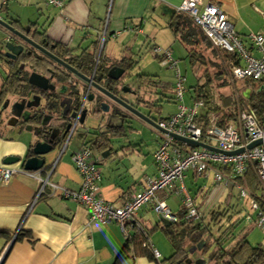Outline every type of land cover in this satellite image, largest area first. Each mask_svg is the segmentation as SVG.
Returning <instances> with one entry per match:
<instances>
[{
	"label": "crops",
	"instance_id": "1",
	"mask_svg": "<svg viewBox=\"0 0 264 264\" xmlns=\"http://www.w3.org/2000/svg\"><path fill=\"white\" fill-rule=\"evenodd\" d=\"M16 1L21 7L28 5L35 10V15L39 18L33 23H36L38 31L44 32L41 38L57 47L76 55H83L86 51L93 57L98 53L103 37L100 54L106 63L124 59L133 66L140 67L138 75H143L161 87L172 85L173 88L175 77L173 83L152 79V76L142 72L143 67L152 64L151 59L148 63L142 62L148 53L160 65L170 67L159 55L153 53V48L159 46L169 49L173 56L174 45L170 35L174 40L176 38L168 23L182 0H66L61 9L47 6L43 0ZM205 1L218 5L239 34L264 33V0ZM3 19L7 22L17 20L23 26L31 23L23 24L20 18L11 19L7 12ZM252 53L257 55L253 49ZM180 73L182 74L181 71ZM156 91V95L160 96L159 90ZM189 92L192 103L193 95L191 90ZM156 95L153 104L158 101ZM172 100L175 101L174 98ZM183 103L185 104L184 99ZM174 112L165 114L160 119ZM86 120L88 125L85 122L82 125L85 126L86 133L82 146L96 140V134L101 132L102 127L95 123L93 117H87ZM127 129H130L129 126ZM127 131L121 123L119 128L107 130L105 138L113 146L106 158H102L100 152L92 151L99 158L97 166L101 173L100 195L114 206H121L129 194L144 189L146 180L156 175L153 153L164 139L163 134L160 135L161 140L146 156L138 142L134 138L130 139ZM34 141L35 138L30 133L20 131V128L0 126V166H7L3 160L8 156L22 159L30 152ZM210 145L214 146V143ZM66 151L55 164L50 180L67 189L77 190L80 187V177L71 160L74 152ZM45 157L41 177H46V173L52 169L56 152ZM9 166L18 169V172L7 183L0 181V264H164L160 251L166 253L167 249L163 243H157L159 246H156L154 240L157 230L162 231L160 227L168 223L158 215L153 216L151 205L140 208L135 218L138 225L146 231L147 241L159 252L158 260L148 256L150 252L142 245L141 236L134 230H131L132 238L127 240L117 224L90 221L87 207L76 201L47 195L46 190L33 203L39 188L38 181L22 171L20 162ZM209 173L200 176L189 170L184 173L183 178L185 187L187 184L184 179L190 182L186 188L194 203L205 213L211 211V206L203 205L209 189L206 190L204 185L200 186L198 179L208 177ZM176 188L177 184H174L164 191L172 194L176 192ZM165 192L159 193L162 199Z\"/></svg>",
	"mask_w": 264,
	"mask_h": 264
},
{
	"label": "built area",
	"instance_id": "2",
	"mask_svg": "<svg viewBox=\"0 0 264 264\" xmlns=\"http://www.w3.org/2000/svg\"><path fill=\"white\" fill-rule=\"evenodd\" d=\"M10 1L0 0V21H4L2 13L7 9ZM43 2L47 6L61 9L66 0H43ZM176 10L187 15L213 47L238 57L240 64L233 66L230 72L232 82L250 79L260 83L264 89V33L239 34L220 7L205 0H182ZM103 42L102 37L97 56H100ZM250 47L257 55L252 53ZM153 53L165 60L174 71L173 92L177 103V109L173 114L156 120L158 129L163 131L160 132L164 137L153 153L156 175L146 180L144 189L129 194L121 206H114L100 195L101 173L97 166L99 158L93 155L89 145H84L71 156L73 166L80 177L79 189L70 190L52 182L50 176L53 168L67 150L69 140L80 125L83 108L81 105L80 109L70 118L68 136L66 135V140L64 138L56 147L55 152L58 155L52 164V169L46 173V177H41L39 170H22L39 183L33 203L44 195L46 190H48L47 195L76 201L87 207L90 221L117 224L127 240L132 238L131 230H134L141 236L142 245L155 260H158L160 254L147 241V233L136 222L135 214L143 206L151 205L152 210L160 219L167 223H177V214L171 212L166 202L158 195L159 191L177 184L176 192L181 196L180 204L184 210V219L198 220L199 210L183 183L184 173L191 170L197 175L204 176L212 170L215 183L236 185L239 197L248 199L251 210L255 213V224L264 235V119H259L252 111L239 110L234 122L219 127L215 123L213 114L203 129V126L197 123L203 101L194 98L189 106L183 103L186 91L185 77L180 73L171 51L154 46ZM173 135L208 145L211 141L214 146H210L218 151L206 147H189L175 139ZM258 141H260L258 144L249 148V145ZM238 150L241 151L236 152ZM248 171L254 173L256 191L251 192L241 182L233 180V177H244ZM16 172L18 169L12 166H0V181L7 183Z\"/></svg>",
	"mask_w": 264,
	"mask_h": 264
},
{
	"label": "trees",
	"instance_id": "3",
	"mask_svg": "<svg viewBox=\"0 0 264 264\" xmlns=\"http://www.w3.org/2000/svg\"><path fill=\"white\" fill-rule=\"evenodd\" d=\"M12 25L18 27L19 22L13 20ZM30 25L33 36L36 37L35 40L39 42L38 40L42 39L41 36L44 35V32L36 29V23L31 22ZM168 27L176 40L185 47L187 58L197 74L196 83L191 86V93L193 99L198 98L203 101L201 113L197 118V123L202 125L203 129L213 114L215 123L219 127L234 122L239 110L252 111L259 119H264V89L260 83L243 79L244 87L240 89L242 91L238 96L233 92L226 94L222 91V88L233 87L232 84L235 86L236 81L230 80L231 68L240 64L235 54L214 49L212 55L221 62L217 63L218 61L215 62L212 59H210L211 61L208 59V61L211 65L215 64L217 72L213 76L207 71V68H204L200 73L201 65L209 63L203 60L204 53L201 47L204 50L213 47L207 37L183 13L176 12L168 23ZM96 56L97 54L93 57L90 54L79 55V61L84 66L88 65L91 71ZM2 59L5 64V72L0 87V104L11 96L25 94L28 86L27 72H25V62H28L27 55H21L15 60ZM123 62L130 63L124 59ZM22 64H24V68H21ZM139 79L148 80L143 75H140ZM94 141L95 139L88 142L91 151L102 153L106 145L96 146ZM233 180H238L251 192L257 189L255 176L251 171H248L244 177H233ZM227 200L225 201L227 202ZM196 207L198 210L200 209L199 206L196 205ZM224 213L225 211H220L217 208L207 213L209 215L205 217L199 210L198 220L187 221L184 219V210L181 208L177 213V223H168L160 227L173 249L167 261L170 264H189V260H192L191 256L195 254L191 255L189 249L203 241V247L199 251L203 255L202 258L205 259V264H264V248L261 245L252 246L247 240V231L244 229L239 233L234 232L235 226L241 219L238 218L232 222L228 217L227 222L222 223ZM148 256L153 259L150 253Z\"/></svg>",
	"mask_w": 264,
	"mask_h": 264
},
{
	"label": "rangeland",
	"instance_id": "4",
	"mask_svg": "<svg viewBox=\"0 0 264 264\" xmlns=\"http://www.w3.org/2000/svg\"><path fill=\"white\" fill-rule=\"evenodd\" d=\"M6 12L9 13V16L11 19L20 18L23 24H26L28 22H34L37 20V17H38L37 15H35L36 14L35 10L30 9L28 5L27 6L25 5V8L21 7L18 1L16 0L10 1L8 3L7 9L4 10V12L2 13L3 18ZM4 36L5 35L3 34L2 29L0 28V47H1V44L3 43ZM170 39H171V43L174 45L172 58L178 62V68L180 69V71L186 78L184 82V85L186 88V91L184 93V102L185 104H187V106H189L191 105V98H190L189 91L191 90V86H193L196 83L197 74L195 73L194 68L191 66L189 59L187 58V52H186L185 47L178 40H174V38L172 37V34L170 35ZM214 49L217 50V48L215 47L206 48L205 50L203 47H201V50H203V53H204L203 60H205V62H209L208 59L209 60L212 59V61H215V62L218 61L217 63L221 62L218 58L212 55V51ZM101 51L102 50H100V53ZM149 59H151L150 61H152V64H149L148 66L146 65L145 67H143L142 72L147 73L148 75L153 77L152 79H156L157 81L160 80L162 82L164 81L168 83H173V80H174L173 69H171L170 67L166 68L165 64L160 65L158 61H156L155 58H153V56L149 55L148 53L145 54L143 58L144 61L142 63L143 64H145L146 62L148 63ZM139 65L142 66L141 64ZM139 68H140L139 66H133L132 68L128 70L129 74L132 75V78L128 81L129 89H131L132 91L133 90L137 91V93L140 96L148 99L149 96H147L148 94L145 93V91H147L146 88L144 87L143 84H140L137 80V74L139 73L138 72ZM204 68H207L208 69L207 71L213 76L217 72V67L215 66V64L211 65L210 62L207 63L206 65H203V66L201 65L200 73L204 70ZM4 72H5V64H4V61L0 58V84H1V79L4 76ZM244 83H245L244 80L236 81L235 86L234 84H232L233 87L222 88L223 89L222 91L226 94L233 92L234 94H236V96H238L242 91L240 89L244 87L243 85ZM155 88L159 90L158 94L160 96L156 95L158 101L154 103L155 111H153L151 118L158 120L161 117H163L165 114L174 112L176 110L177 103L175 101L173 102L172 100L174 98V92H173L172 85H169L168 87H161L159 85H156ZM124 95L127 99L131 101H134L136 97V95L131 94L129 91H124ZM7 99H10V97ZM156 104L159 106H157ZM85 107L86 108L90 107L88 102H85ZM139 110H141L142 112H147V110H145L144 108L142 109V107H139ZM109 119H110L109 120L110 123L114 121L113 116H110ZM125 119L126 120L123 122V126L125 130H128L127 131L128 136L131 137L130 139L134 138L138 142V145L141 147L143 154L148 156L150 152L153 150L154 145L158 142V140H161L159 139V136L162 135L163 133H161L154 127L149 126L148 124H145L144 122L138 120L137 118L126 117ZM85 124L88 125L87 120L85 121ZM127 126H129L130 129H127ZM85 135H86L85 126L79 125L74 131L71 139L69 140L66 153L70 151L75 152L79 150L80 147L82 146L81 144H82V141ZM67 136L65 137V140ZM209 142L213 143L211 141ZM57 155L58 153H56V157ZM208 172H210L208 177L206 176L204 179L203 178L198 179V184L200 186L204 185L206 190L207 188L209 189L207 199L203 205L205 207L211 206V211L217 208H219L220 211H225L224 216L222 218V223L224 224L227 222L228 217L231 218L232 222H234L238 218L239 220L241 219V221L235 226L234 232L239 233L244 229L245 231H247V240L252 246L261 245L264 248V235H263L262 230L259 227H257L255 224V221H254L255 213L253 210H251V207L248 203V199L239 197L238 188L236 185H232L231 183H228V184L215 183L213 181V173L211 171H208ZM184 182L185 184H187V186H189L190 182L188 180L184 179ZM166 189L168 188H165L161 191L165 192L164 190ZM161 191L158 192V195ZM225 198L226 200L228 199L227 202L225 201ZM163 200L166 202L169 209L173 213L178 212L179 208H181V204H180L181 196L177 192L172 193V194H168L165 192ZM201 212L203 215L205 214V217L209 215L207 214L208 211L205 213L202 210ZM152 213H153V216L155 215L154 217L157 216V214L153 210H152ZM157 231H158L157 233L155 232L156 241L154 240V243H156V246H159V244L157 243H160V244L163 243L167 251L166 253H162V251H160L161 259H163L164 264H170L169 261H166V259L173 252L171 245L168 242L165 234L160 230H157ZM194 253H193L194 255L191 254L192 259L196 257H203L200 251H195Z\"/></svg>",
	"mask_w": 264,
	"mask_h": 264
},
{
	"label": "flooded vegetation",
	"instance_id": "5",
	"mask_svg": "<svg viewBox=\"0 0 264 264\" xmlns=\"http://www.w3.org/2000/svg\"><path fill=\"white\" fill-rule=\"evenodd\" d=\"M30 35L34 37L32 33ZM35 38L36 37H34V39ZM42 39H39L38 41L47 51L66 62L68 65H70V67L77 69L78 72L88 77H92L95 82L99 83L104 89L116 96V98H118L119 100L128 102L138 109L139 107L145 105L148 107L150 106L151 108L152 106L154 107V104L152 102L154 101L153 98L157 94V88H155L156 84L150 79L146 81L143 79H139L140 75L138 74L137 80L139 83L141 82L144 84V87L147 90V92L145 93L148 94L147 96H149V98L146 99L145 97L140 96L137 91H135L136 97L134 101H131L125 97L124 91L126 88H129L128 81L132 78V75L128 77V75H130L128 72L129 68L124 62L119 63L115 61L113 63H110V65L112 66L116 65L120 68H124L125 70L124 76L114 81L104 76L108 71L107 67L109 63H106L102 57L96 56L98 58H95L93 68L90 71V67H88V65L84 66L76 61V54L67 52L64 49L57 47V45L50 43L46 39L44 42H41ZM24 45L26 51L25 53L28 59V62H25L27 83L30 73L37 72L48 78L49 83L54 85L55 88L51 91H43L28 84L25 94L11 96L7 107H3L5 101L0 104V126H8L12 129H19L24 127L22 116L15 117L12 114L13 111L11 109V106L14 102L20 101L21 99H25L26 102L37 103L38 100L34 101L32 100V98L35 96H39V105L37 107H30L29 109L24 110L28 111L30 115L29 122L32 124L33 128H37V131L40 132L41 140L50 142L53 147L52 152H55L56 147L63 140L64 133L67 131L68 127H70V118L74 115L75 112L80 109L82 105L81 100L83 97L82 95L85 86L84 84L79 82L74 73L68 71L60 63L49 58L42 52L30 47L29 45ZM37 56L40 57V64H38L39 62L37 61ZM91 91L94 92V90ZM133 91L130 89L129 92L132 94ZM95 101V107L96 110H98L96 116L94 117L95 123H98L99 126H102L101 132H98L96 134L97 139L95 144L96 146L106 145L104 147V150L102 151L103 153L104 151L111 149V146H113V143L104 141L106 140L105 135L107 130L111 128L116 129V127H119L122 118L125 116H129L130 114L118 102L110 99L103 94H96ZM101 104L102 108H105L106 105H108L110 111L107 113H102L100 111ZM143 108L144 107H142V109ZM83 109L84 105L82 108L81 116L83 113ZM15 112H17V110H15ZM110 116L114 117V121L112 122L113 124L109 121Z\"/></svg>",
	"mask_w": 264,
	"mask_h": 264
},
{
	"label": "water",
	"instance_id": "6",
	"mask_svg": "<svg viewBox=\"0 0 264 264\" xmlns=\"http://www.w3.org/2000/svg\"><path fill=\"white\" fill-rule=\"evenodd\" d=\"M0 27L2 29L3 34L5 35L3 43L1 44V47H0V58L1 59L6 58L9 60H15L21 55H26L24 44H27L30 47L42 52L43 54H45L49 58L60 63L68 71L74 73L76 75V77L78 78L80 83L84 84L85 89H84V92L82 95L83 97L81 100L82 105H84V109H83L82 116L80 118V125L84 124L87 117H93L94 118L96 116V113L98 110H96V107H95V102H96L95 100H96V94L99 93V94H103V95L109 97L110 99L118 102L124 109H126V111H128V113L130 115L123 117L121 124H123V122L126 120L125 119L126 117H130V118L135 117V118L143 121L144 123L154 127L155 129L161 131L160 129H158L156 121L151 118V112L155 111L154 109H152L150 106L148 107L145 105L142 107L147 109V112H142L138 108L134 107L132 104L116 98V96H114L113 94L108 92L106 89H104L99 83L95 82L92 79V77H88V76L78 72L77 69L70 67V65H68L66 62L57 58L52 53L47 51L44 47H42V45L39 42H37L34 39V37H32L30 35L31 33L33 34L32 30H31V25L23 26L22 24L19 23V25L17 27V26L12 25V22H7V21L2 20V21H0ZM8 37H9V39H7ZM44 41H45V39H42L41 42H44ZM85 54H88V53L85 51ZM96 58H98V57H96ZM76 61L79 64H81L79 61V55H76ZM117 62L121 63V62H123V59H118ZM125 64L129 69L133 67L132 63L127 64L125 62ZM21 68H24V64L21 65ZM107 70L108 71L105 73L104 76H106V77H108L114 81H116L119 78L124 76V71H125L124 68H120L116 65L112 66L109 64L107 67ZM130 76L131 75H128V77H130ZM28 84H30V85L38 88V89H41L43 91H46V90L51 91L55 88L54 85L49 83L48 78H46L44 75L39 74L37 72H31L30 73V75L28 77ZM140 84H143V83L140 82ZM91 90H94V92ZM125 91H130V89L126 88ZM95 92H96V94H95ZM132 94L135 95V91H133ZM39 99H40L39 96H35L32 98V100H34V101L38 100L37 103L26 102L25 99H21L20 101H16L12 104V106H11V109L13 111L12 114L15 117L22 116V118H23L24 127L20 128V131L30 133L35 138V141L31 145L30 152H28L22 159L20 157L8 156L3 160L4 164L10 165V164L20 162L23 170H25V171H38V170L42 171L43 170L45 163H46V157L45 156L52 152L53 147H52L50 142H45V141L41 140L40 132L37 131V128H33L32 124L29 122L30 115H29L28 111L24 110V109L27 110L30 107H37L39 105L38 104ZM9 101H10V99H6L3 107H7L9 104ZM85 102L89 103V105H90L89 108L85 107ZM15 110H17V112H15ZM100 111L102 113L109 112L110 111L109 106L106 105L105 108H102V104H101ZM9 126H11V125H9ZM68 130H69V127H68L67 131L64 133L63 139L68 134ZM161 132H163V131H161ZM173 137L175 139H178L179 141H182L183 143H185L189 147H206L208 149L218 151V149H216V148H214V147H212L206 143L200 142V141H194V140L184 138V137H180L177 135H173ZM106 140L108 142H111L109 139H106ZM94 142H96V140ZM259 142L260 141L252 143L251 145H249V148L258 144ZM239 151H241V150H238L236 152H239ZM109 154H110V151L106 150L103 153H101V157L106 158ZM203 244H204L203 241H200L197 245L192 246L189 249V253L193 254L195 251L201 250L203 247ZM188 263L189 264H191V263L192 264H205V259L202 257H198V258H195L194 260H189Z\"/></svg>",
	"mask_w": 264,
	"mask_h": 264
}]
</instances>
